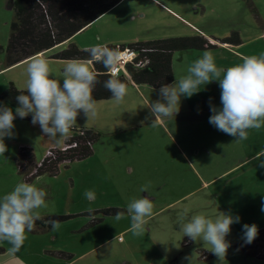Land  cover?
<instances>
[{
    "label": "rangeland",
    "instance_id": "obj_1",
    "mask_svg": "<svg viewBox=\"0 0 264 264\" xmlns=\"http://www.w3.org/2000/svg\"><path fill=\"white\" fill-rule=\"evenodd\" d=\"M16 0H0V94L13 83L26 89L27 66L36 57H44L50 69L60 74L67 59L56 58L66 46H58L7 67L6 51L15 14ZM122 0L113 9L93 21L81 37H103L105 45H123L137 41L203 34L223 39L238 31L243 44L218 42L211 50L188 49L174 53L175 79L204 52H210L218 69L243 62V57L264 53V0ZM89 28V29H88ZM79 32V33H81ZM44 53V54H43ZM72 61V60H71ZM69 61V62H71ZM223 75V72L221 73ZM173 81V82H174ZM172 82V83H173ZM61 83L63 80L61 79ZM159 88L131 81L123 101H96L95 114L82 113L70 130L88 127L102 132L88 158L62 162L56 175H43L29 183L48 191V208L43 220L56 215H72L60 221L53 232L47 224L26 232L20 251L12 253L11 244L0 241V264H221L203 241H193L180 231L178 221L187 213L215 218L219 211H231L240 221L231 225L227 239L231 245L222 264H264V245L246 244L244 224L264 227V167L252 160L264 151V122L249 129L246 140L218 131L209 123L210 102L221 107L219 82L211 83L192 97H181L175 119L152 122L150 102L160 99ZM15 110L8 102H1ZM31 114L14 121V136L5 137L7 151L0 154V196L20 181L16 156L22 146L34 149L41 162L51 148H63L44 136ZM27 182V181H26ZM147 187V192L141 189ZM87 190L95 199L85 198ZM150 195L153 212L142 236L129 231L127 204ZM96 211L123 208L124 218L114 216L92 223L88 207ZM89 223H92L89 225ZM37 229V230H36ZM46 229V230H43ZM121 238V239H120ZM67 254H72L68 257ZM190 258V260L188 259Z\"/></svg>",
    "mask_w": 264,
    "mask_h": 264
},
{
    "label": "clouds",
    "instance_id": "obj_2",
    "mask_svg": "<svg viewBox=\"0 0 264 264\" xmlns=\"http://www.w3.org/2000/svg\"><path fill=\"white\" fill-rule=\"evenodd\" d=\"M96 39L100 40L101 37L97 36ZM121 58L118 47L96 45L88 50L87 59L72 60L60 74L50 69L46 58H34L27 66L26 94L25 90H21V94L16 97L18 106L15 110L0 103V154L7 151L5 137L14 136L15 119H23L29 114L32 124H39L43 135L51 141L59 143L61 139L69 138L70 130L75 127L81 113L88 119L95 114L96 101L93 93L100 80L99 72L90 66L99 63L110 71ZM242 59V63L223 70L217 68L210 52H204L188 68L185 76L176 78L173 83L162 84L159 88L160 99L146 106L150 116L155 117L152 122L175 119L180 111L182 96L190 98L205 85L217 80L221 89L222 106L216 107L210 102L212 114L209 123L237 141L246 140L248 130L259 129L264 122V53ZM115 75L113 73L112 77L105 80L103 87L112 94L111 98L121 102L127 94V86L120 79L114 78ZM251 159L259 161V166L264 167V151L258 152ZM141 191L148 193L147 187ZM85 198L93 201L94 191L87 190ZM47 199L48 191L44 186L26 181L18 182L11 191L0 196V241L11 244L12 253L20 251L26 240V232L35 230L37 221L44 219L41 210L48 208ZM261 210L264 211V205ZM95 211L91 206L88 207L90 220L95 219ZM152 212L153 202L149 194L132 199L127 204V214L131 219L129 231L132 235L142 236L146 232V218L151 217ZM122 218L124 213L118 211L115 219L119 221ZM239 221L240 217L233 215L231 211H219L215 218L205 215H193L189 218L186 213L180 217L178 225L184 236L210 245L208 249L222 264L231 245V241L227 239L231 225ZM44 222L51 226L53 232L61 227L58 219ZM242 232L244 242L251 243L258 235V226L246 223Z\"/></svg>",
    "mask_w": 264,
    "mask_h": 264
},
{
    "label": "trees",
    "instance_id": "obj_3",
    "mask_svg": "<svg viewBox=\"0 0 264 264\" xmlns=\"http://www.w3.org/2000/svg\"><path fill=\"white\" fill-rule=\"evenodd\" d=\"M122 0H16L15 14L11 25L10 37L7 45L6 60L7 67L16 65L30 57L50 50L61 43L68 41L77 33L84 30L93 21L113 9ZM246 2L251 5L250 0ZM229 45H241L243 39L240 32L233 31L228 37L218 39ZM203 34L194 36H177L147 41H137L123 45H109L118 47L119 50L134 48L139 51L140 57L148 62L145 66L138 67L129 63L127 70L128 77L124 71L114 78L120 79L128 87L133 81L136 84H149L153 87H161L162 84H170L174 81L175 73L173 68L174 53L179 50L198 49L211 50L218 47V44ZM90 48H81L75 43H70L67 48L61 50L56 58L67 60H84L88 58ZM93 70L98 71L97 84L93 96L95 101L111 98V93L103 87V82L110 77L108 71L102 64L93 65ZM19 87L12 83L10 88L0 94L1 102H8L14 107L18 106L16 97L21 94ZM26 94V90H25ZM76 134L69 136L66 145L59 148H52L40 162L36 159L34 149L29 146H22L16 156L19 166V174L25 181L32 182L43 175H56L62 162H73L88 158L94 153V146L101 139L102 132L94 128H75ZM118 211L125 212L123 208H105L94 212L92 223L102 220L103 216H114ZM88 215V213H86ZM72 215H56L49 219L67 220ZM48 220V219H47ZM37 221V226L47 224ZM92 223H89L91 225ZM49 227H51L49 225ZM37 230V229H36ZM46 230V229H43ZM254 246L264 245V227L258 230L257 237L251 242ZM72 257V254H67ZM264 258L263 254L259 255Z\"/></svg>",
    "mask_w": 264,
    "mask_h": 264
},
{
    "label": "built area",
    "instance_id": "obj_4",
    "mask_svg": "<svg viewBox=\"0 0 264 264\" xmlns=\"http://www.w3.org/2000/svg\"><path fill=\"white\" fill-rule=\"evenodd\" d=\"M120 52L122 54V58L118 62V64L116 65L115 68H113L110 71H108L110 74L115 73L116 76H118L122 71H124L125 74L128 77H130V74H129L128 70H127V65L129 63L134 64V65H136L138 67H142V66H145L147 64V62H148L144 58H139L140 57V53H139L138 50H136L134 48H126V49L120 50Z\"/></svg>",
    "mask_w": 264,
    "mask_h": 264
},
{
    "label": "crops",
    "instance_id": "obj_5",
    "mask_svg": "<svg viewBox=\"0 0 264 264\" xmlns=\"http://www.w3.org/2000/svg\"><path fill=\"white\" fill-rule=\"evenodd\" d=\"M89 29V28H88ZM86 31V30H85ZM85 31L84 32H81V33H77L76 35H74L72 38H70L68 41H66L64 44H62V45H65L66 47L65 48H67L68 47V45L70 44V43H75V44H77V45H79L81 48H91V47H93V46H96V45H105L104 43L106 42L105 40H104V38L102 37L100 40H97L96 38H97V36H99V37H101L100 35H96V36H94L93 38H91V39H88V38H85V37H81L82 35H83V33H85ZM211 38V37H210ZM213 39V41H215V43L216 44H218V40H216V39H214V38H212ZM244 42V41H243ZM107 43V42H106ZM243 44V43H242ZM62 45H59L58 47H56V49L57 48H60ZM228 45V44H227ZM230 46V45H229ZM238 46V45H237ZM64 48V49H65ZM216 49V48H215ZM60 52V51H59ZM41 54V53H40ZM39 54V55H40ZM44 54V53H43ZM69 61H71V60H69ZM69 61H68V63H69ZM90 67H93V66H90Z\"/></svg>",
    "mask_w": 264,
    "mask_h": 264
}]
</instances>
